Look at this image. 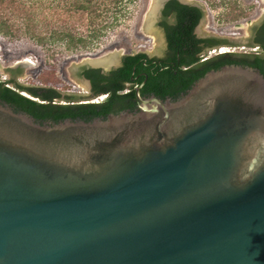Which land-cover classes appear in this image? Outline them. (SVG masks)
I'll return each mask as SVG.
<instances>
[{
	"label": "water",
	"instance_id": "obj_1",
	"mask_svg": "<svg viewBox=\"0 0 264 264\" xmlns=\"http://www.w3.org/2000/svg\"><path fill=\"white\" fill-rule=\"evenodd\" d=\"M165 1L145 17L149 56L164 50L154 15ZM263 20L212 53L257 52L249 42ZM122 56L75 61L68 76L87 90L77 68L107 71ZM140 101L56 124L0 104V264H264V76L225 65L178 100Z\"/></svg>",
	"mask_w": 264,
	"mask_h": 264
},
{
	"label": "rangeland",
	"instance_id": "obj_2",
	"mask_svg": "<svg viewBox=\"0 0 264 264\" xmlns=\"http://www.w3.org/2000/svg\"><path fill=\"white\" fill-rule=\"evenodd\" d=\"M34 1L0 0V25L8 31L6 35L0 32V79L13 76L15 82L21 85L82 95L86 89L68 76L71 63L117 52L123 55L138 52L152 54L157 46L144 27L152 0H136L129 5L127 14L118 25L108 29L106 35L92 45L74 48H68L64 40L52 38L51 32L69 28L77 34L86 35L89 30L86 16L76 14L71 19L72 12L68 11L67 5L70 0H39L40 5ZM184 1L196 2L203 7L205 15L201 31L204 35L212 34L231 42L247 41L252 26L264 16V0ZM31 11L37 17L27 21L25 16ZM106 16L110 14L103 15L101 19H106ZM28 27L41 32L46 37L44 43L33 40ZM27 59L30 64L17 65Z\"/></svg>",
	"mask_w": 264,
	"mask_h": 264
},
{
	"label": "trees",
	"instance_id": "obj_3",
	"mask_svg": "<svg viewBox=\"0 0 264 264\" xmlns=\"http://www.w3.org/2000/svg\"><path fill=\"white\" fill-rule=\"evenodd\" d=\"M136 0H70L68 11L70 10L71 19L75 18L76 14L86 16L87 26L89 28L86 35L77 34L74 29L65 28L63 30H54L51 32V37L66 41L68 48H74L82 45H92L102 36L106 35L107 30L115 27L127 14L128 7ZM40 5L39 0L34 3ZM33 3V4H34ZM37 5V6H38ZM33 8L34 6L31 5ZM175 9L176 24L173 27L167 28V39L169 48L185 57L183 63L189 64L198 60L196 53L198 51L197 44L203 40H197L191 34L192 29L198 24L202 18V12L197 8L182 5L176 0H172L167 4L164 15ZM43 10V9H42ZM104 20L101 19L103 15ZM37 14L31 11L25 16L27 21L36 18ZM38 22H40L38 20ZM36 22V23H38ZM4 24V23H2ZM165 26V22H163ZM6 27V26H5ZM4 26L0 25V32L8 34L4 30ZM32 30V32H30ZM31 38L37 43H44L46 37L40 32H36L34 28H27ZM219 42V41H218ZM219 44H226L225 41ZM253 45L261 49V55H242L240 57L221 58L225 54H221L220 62L215 63L211 67H207L199 74L192 75L190 72H182L176 67L166 69L164 72L159 71V66L152 63V60L147 59L146 54L127 55L123 57L122 66L117 70L109 72L107 75L99 72H85L91 80L94 89L100 92L109 91L111 96L103 103L93 104H75L61 105L51 104L54 98H59L56 90L46 88H32L31 95L41 99L42 103L30 100L22 96L19 91L6 87L0 82V101H4L13 107L25 111L32 116L35 121L42 123L48 121L50 123H59L65 119L92 121L95 118L106 119L108 115H117L123 111L131 112L135 109L136 95L134 91H129L120 94L125 89L124 82L130 79L133 71H145L149 76V82L145 87L146 92H153L160 97L170 96L177 98L180 93L188 90L194 82L200 79L208 70H218L225 65H240L247 66L260 71L264 76V20L257 28L256 36L254 37ZM177 71V72H174ZM98 71V70H96ZM11 82V80H10ZM72 101V98H66Z\"/></svg>",
	"mask_w": 264,
	"mask_h": 264
},
{
	"label": "flooded vegetation",
	"instance_id": "obj_4",
	"mask_svg": "<svg viewBox=\"0 0 264 264\" xmlns=\"http://www.w3.org/2000/svg\"><path fill=\"white\" fill-rule=\"evenodd\" d=\"M171 1L172 0H166L163 3V5L160 8H158V11L154 15L155 22H156L155 26L157 24V26L160 28V30L163 34L164 50L162 51L161 56H158V55L149 56L147 53H144V52H140V53H136V54H132V55H137V54H141V53L146 54L148 56L147 59L152 60L153 64L160 67L159 68L160 72H164L169 67L170 68L172 67V69H174V67H176L177 70L180 69L182 72H190L192 75L199 74V73H201V71L203 69H205L207 67H211L215 63L220 62L221 61L220 59L223 57L224 58H229L230 56L231 57H240V56L244 55V54H239V53H230V54H225L221 58H218V56L221 54H213L212 50L217 49L220 46H223V44L222 45L219 44L220 42L222 43L223 41H225L226 43H229L228 39L217 38L216 36H214L212 34H210V35L199 34L198 30H197V27L200 23V21H199L198 24L191 31V34L193 35V37L195 39L203 40L197 44L198 51L196 53V57L198 58V60L193 62V63H189V64L183 63V61H185V59H184L185 57H182V56H180V54L173 52L169 48V45H168L167 28L166 27H173L176 24V19H177V16H176L177 13H176L175 9H172L171 11H169V13L167 15H164L167 4ZM176 1H178L182 5H187L189 7L197 8L200 12H202V15H203V9L201 6H199L197 4H190V3L182 2L181 0H176ZM163 22H165V26L163 25ZM256 31H257V28L254 31V35L252 36V39L249 42V44L251 43V45H253V43H254V37L256 36ZM254 47H257V49H258L257 52L254 51L253 53H245V55L252 56V55H261L262 54V51L260 48H258V46L254 45ZM125 56H127V55H125ZM125 56H122L119 59V64L116 67H114L110 70H107V71H104L101 67L82 66L81 68H77L76 71H77V77L79 78V80H82L83 82L87 81V84H88V88H87L86 92H83V94L79 96L82 98V100H87V101H83V102H88L89 100H92L95 97L106 95L99 102V103H103L111 96L109 91L100 92V91H97L96 89H94V86H93L91 80L87 77L85 72H99L100 74L107 75L109 72L115 71L119 67L122 66L123 57H125ZM96 70H98V71H96ZM210 71H213V70L212 69L208 70L202 77H204ZM174 72H177V71L174 70ZM149 79L150 78L145 71L137 72L136 70H134L132 75L130 76V79L123 83L125 86L124 90H127V92H129V91L135 92L136 99H135L134 111L139 109V107L141 105L140 100H149L151 98H157V99H160L163 101H165L167 99L170 101L178 100L183 95H185L188 92V90H190V88L195 83L194 82L188 90H186L184 93H180L179 96L174 99V98H171L170 96H167V95L165 97H160L153 92H146L145 87H146L147 83L149 82ZM10 80H11V82H10ZM7 81H8L7 84H10V83L14 84L18 89H21L22 91H27L29 94H32L31 91H29L32 88L27 87V86H23L20 84H16L15 83V81H16L15 77L10 76L9 78H7ZM119 93L122 94L123 92H119ZM58 94H59V98H54L53 101L51 102V104H60L59 100L64 98V96L61 95L60 93H58ZM65 96H66V98H71V95L66 94ZM139 98H140V100H139ZM68 102H69L68 103L69 105L87 104V103H82L81 101L76 102L74 100L68 101ZM99 103H97V104H99ZM0 104L10 107L16 113L27 114L25 111L20 110L16 107H13L12 105H10L4 101H0ZM126 111H129V110H126ZM44 123H49V122L45 121V122H42L41 124H44Z\"/></svg>",
	"mask_w": 264,
	"mask_h": 264
},
{
	"label": "bare ground",
	"instance_id": "obj_5",
	"mask_svg": "<svg viewBox=\"0 0 264 264\" xmlns=\"http://www.w3.org/2000/svg\"><path fill=\"white\" fill-rule=\"evenodd\" d=\"M26 64H30V61L28 59L18 63L17 65H26Z\"/></svg>",
	"mask_w": 264,
	"mask_h": 264
},
{
	"label": "built area",
	"instance_id": "obj_6",
	"mask_svg": "<svg viewBox=\"0 0 264 264\" xmlns=\"http://www.w3.org/2000/svg\"><path fill=\"white\" fill-rule=\"evenodd\" d=\"M0 82H8V81H7V78H6V77H2V78L0 79Z\"/></svg>",
	"mask_w": 264,
	"mask_h": 264
}]
</instances>
